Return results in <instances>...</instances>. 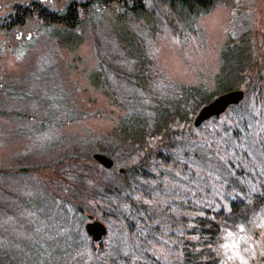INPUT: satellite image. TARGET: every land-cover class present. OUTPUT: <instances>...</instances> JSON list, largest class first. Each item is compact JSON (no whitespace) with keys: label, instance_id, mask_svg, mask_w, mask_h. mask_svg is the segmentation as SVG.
I'll return each instance as SVG.
<instances>
[{"label":"trees","instance_id":"obj_1","mask_svg":"<svg viewBox=\"0 0 264 264\" xmlns=\"http://www.w3.org/2000/svg\"><path fill=\"white\" fill-rule=\"evenodd\" d=\"M226 2L229 3L226 0H70L55 11L36 2L28 6L13 5L12 11L0 20V30L9 32L28 20H36L44 28L55 29L56 36L67 43L66 48L76 45L72 43L78 34L75 30L85 25L86 17L88 21L91 16L95 20L98 15L108 18L110 27L105 39L118 48L117 52L127 54L134 61L130 73L123 70L118 74L116 69L112 74L127 80V88L141 94L126 88L124 98H116L109 91L106 74L102 73V70L109 73L111 67L109 70L104 64L95 65L93 85L102 88L113 105L126 111L109 135L113 139L111 156L123 162V172L116 163L112 169H103V178L81 169L72 177L82 178L81 184L75 182L79 184L75 188L77 198L61 199L60 192L52 190L49 207L43 211L48 217L59 219L55 225L59 226V232L63 229L65 233L56 238L61 240L63 248L53 249L54 242H45L47 237L42 234L51 222H45L44 218V223L38 222L41 217L32 205H25L29 211L28 226L27 220L7 212L3 216L9 217L0 219L6 223L14 219L17 223L13 222V228L21 227L31 235L32 241L40 244L19 249V237L9 239L7 225L0 223L3 232L0 242L6 241L0 245L11 250L16 246L15 256L26 264H69L70 260L74 264L79 246L88 242L84 224L85 209L90 206V210L98 209L113 223L112 229L118 231L127 250L110 256L108 244L99 249L89 243V247L85 246L88 259L79 264H264V126L261 128L264 53L258 56L253 51L251 33L240 32L236 37L229 34L220 53V67L211 92L200 85H181L175 94L157 97L149 86L150 66L140 38L125 27L126 23L151 25L152 10H157L169 20L175 17L185 31L194 26L198 15ZM231 90L245 91L244 100L220 117L195 127L194 118L199 110ZM129 91L133 94L127 95ZM141 99L143 106L138 103ZM150 102L153 105L148 107ZM251 135L255 150L248 142L253 139ZM92 152L89 150V160ZM76 158L81 159V155ZM83 190L90 192L92 198ZM241 224L245 228L243 232L238 227ZM34 231L36 234L32 235ZM229 232L233 235L229 236ZM233 240L238 241V246H231ZM0 264H4L1 258Z\"/></svg>","mask_w":264,"mask_h":264},{"label":"rangeland","instance_id":"obj_2","mask_svg":"<svg viewBox=\"0 0 264 264\" xmlns=\"http://www.w3.org/2000/svg\"><path fill=\"white\" fill-rule=\"evenodd\" d=\"M69 1L0 0V20L12 11L15 4L28 6L36 2L55 11ZM226 1L229 3L218 4L209 13L198 15L194 26L187 27L185 31L175 17L169 20L157 10H152L149 26L125 24L140 38L150 66L149 86L157 97L175 94L181 85H200L211 92L220 67V53L229 34L236 37L240 32L251 33L253 51L258 56L264 53V0ZM151 8L155 7L151 5ZM84 20L85 25L79 31L78 28L75 30L78 34L72 43L76 45L69 46V49L64 46L67 43H62L61 37L56 36L55 29L44 28L36 20H28L9 32L0 30V218L9 217L3 216L7 212L27 220L28 226L30 219L26 216H29V211L25 210V205H32L41 217L38 222L44 223L43 218L45 222H51L48 223L50 228L44 225L46 231L42 236L47 237L46 243H55L53 249L64 247L56 236L65 231L59 232V226L55 225L59 219H52L43 211L49 207L52 190L60 192L61 199L77 198L75 188L79 186L77 183L81 184L82 178L73 180L72 177L77 176L81 169L87 174L91 172L99 178L104 177L103 168L93 164L92 158L89 160L91 149L92 154L102 153L110 157L117 167L124 166L123 162L111 156L113 139L109 135L126 111L113 105L104 90L93 85L91 78L96 64H104L109 70L111 67L109 73L102 70L107 76L109 91L116 98H124L123 90L129 83L112 73L116 69L118 74L123 70L130 73L134 61L128 59L127 54L117 52L118 48L105 39L110 27L108 18L98 15L97 20L93 16L89 21L88 17ZM170 21L173 24H169ZM152 27L154 32L150 30ZM130 91L127 95L133 94ZM118 100L122 102V99ZM138 103L143 106L144 100ZM151 105V102L147 104L148 107ZM263 126L261 124V128ZM252 138L248 142L255 150ZM77 155H81V159H77ZM99 181L102 183L103 180ZM83 192L92 198L90 192ZM32 201L37 204L33 205ZM89 207L85 209V221L92 216L93 220L107 227L106 237L95 245L96 248L108 244L106 248L110 256L126 251L118 231L112 229L113 223L107 221L98 209L90 210ZM62 218L64 224L65 213ZM8 221L0 219V223L8 227L9 239L19 237V249H30L40 244L32 241L31 235L21 227L13 228V222L17 221ZM1 229L0 233H3ZM87 240V245L79 246L74 264L88 259L85 246L89 247L90 240ZM3 243L6 241L0 242ZM15 248L11 250L0 245V258L4 264H26L17 259Z\"/></svg>","mask_w":264,"mask_h":264},{"label":"water","instance_id":"obj_3","mask_svg":"<svg viewBox=\"0 0 264 264\" xmlns=\"http://www.w3.org/2000/svg\"><path fill=\"white\" fill-rule=\"evenodd\" d=\"M244 96L242 90H231L218 97H216L209 104L200 109L194 119L195 127L200 126L203 122L212 117H218L226 111L230 105H237ZM93 159L103 167L109 169L113 165L112 159L104 154L95 153ZM86 232L92 237L94 242H98L106 233L105 226L99 221H93L86 224Z\"/></svg>","mask_w":264,"mask_h":264},{"label":"snow or ice","instance_id":"obj_4","mask_svg":"<svg viewBox=\"0 0 264 264\" xmlns=\"http://www.w3.org/2000/svg\"><path fill=\"white\" fill-rule=\"evenodd\" d=\"M238 227H239V229H240L241 232L245 231V228H244V225H243V224L239 225ZM228 235H229V236H232L233 233L229 232ZM243 239L246 240L247 238H246V237H243ZM231 246H232V247H236V246H238V241H237V240H233ZM225 247H229V245H225Z\"/></svg>","mask_w":264,"mask_h":264}]
</instances>
